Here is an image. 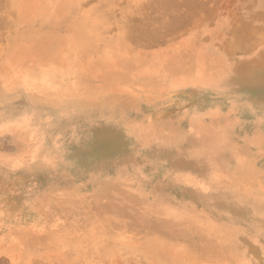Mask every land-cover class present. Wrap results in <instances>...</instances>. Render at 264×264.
Returning a JSON list of instances; mask_svg holds the SVG:
<instances>
[{
  "label": "rangeland",
  "instance_id": "374dc122",
  "mask_svg": "<svg viewBox=\"0 0 264 264\" xmlns=\"http://www.w3.org/2000/svg\"><path fill=\"white\" fill-rule=\"evenodd\" d=\"M188 1L79 0L66 24L35 33L30 23L0 26L3 62L31 48H39L41 59L57 58L62 38L94 30L90 56H113L116 39L143 24L147 35L134 29L120 54L149 67H122L120 74L131 75L125 83L111 74L78 76L82 89L67 97L54 86L33 95L0 82V264H264V0ZM35 20L45 22L42 10ZM21 56L26 66H39ZM250 75L244 89L239 79ZM192 108L204 127L227 132L218 154L229 159L228 171L218 173L216 184L235 202L201 197L194 171H181L175 159L149 160L131 143L121 153L108 150L118 138L143 137L182 146L176 159L187 161L196 152L186 121ZM24 118L36 133L12 131ZM84 129L111 135L96 158L119 161L118 172L72 171L59 152L84 142Z\"/></svg>",
  "mask_w": 264,
  "mask_h": 264
},
{
  "label": "bare ground",
  "instance_id": "6f19581e",
  "mask_svg": "<svg viewBox=\"0 0 264 264\" xmlns=\"http://www.w3.org/2000/svg\"><path fill=\"white\" fill-rule=\"evenodd\" d=\"M145 3H147V4H145L144 7L147 6L149 9L146 8V10L149 12L150 8H151L149 6H151V5H149V3L147 1ZM154 3L156 4V2H154ZM160 3H161V1L159 2V4ZM190 3L193 4V1L192 2L190 1ZM78 4H79V0H0V26L3 27L4 29H12L13 27L20 25L22 23H30L31 24L30 29H31L32 33H35L36 31H39V29H41L42 27H46V26L51 27L53 25L56 26V25H60V24H66L70 19V13H73L76 10ZM121 4H122V1H121ZM143 4H144V2H143ZM143 4L140 3V5H143ZM151 4L155 6V4H153L152 2H151ZM184 4H185V2H184ZM98 5H97V7H98ZM159 6H161L162 9L164 8L163 3H161ZM179 6H181V5H179ZM141 7H143V6H141ZM141 7L139 8V11L140 10L142 11ZM156 7H158V6H156ZM154 9H156V8L154 7ZM173 9H175V8H173ZM192 9H193V7H192ZM39 10H42L44 13V16L46 17V20L43 23L39 22L38 20H35V15L38 13ZM129 10H130V8H129ZM97 12L99 13L98 10H97ZM97 12H95V13H97ZM163 12L165 13V11H163ZM177 12L178 11H176V13ZM115 13H117V12H115ZM160 14H163L162 10H161ZM101 15L104 16L105 14L103 12H102V14L101 13L98 14V16L102 17ZM146 15H147V12H146ZM129 16H131V15H129ZM147 16H149V20H150L151 19L150 15H147ZM140 18L141 17H139L137 19H140ZM154 19L152 18V20H154ZM143 20H145V19H143ZM155 20L158 21L157 18ZM173 21L171 23H173ZM159 22H161V21H159ZM162 22H164V21H162ZM177 23H178L177 21H174L173 24H177ZM43 24H44V26H43ZM132 24H131V26H132ZM146 24H148V23H146ZM159 24L161 26L162 23H159ZM167 24L165 21V24L163 23V27H164V25H166V28H167V26L169 27V24L168 25ZM126 25H128V24H126ZM148 26L149 25H147V27ZM152 26H154V25H152ZM174 26L173 27L170 26V27L172 29H174L175 28ZM123 27H125V26H123ZM136 28H138L139 30L143 29V31H140L141 33H143L146 30L145 25L143 27V24H137V26L129 27L128 29H126V31L124 33L122 32L123 35H121L120 37H118L116 39L117 45L112 46L115 48L113 56H109L106 54H101V55L94 57V58H92L90 56V52H89L90 46L92 45L93 41L95 40V38L97 36L95 30L93 32H90V33L77 31V33H75V34H72L70 36H65L64 38H62L61 42L55 44V50L58 53L57 58H43V59H41L40 56H38L39 48H31V50L21 54L23 56H21V55L20 56H21V58L23 57L24 59H26L27 57H33L32 61L39 64V66L37 68L26 66L24 63L19 62L20 56H18V55L13 56V57H11V58L3 61V62L0 61L1 62L0 63V82L8 90H12L14 88H21V89L25 90L26 92L31 93L33 95H40L41 90H43L49 86H54L56 88H59L58 92L62 91V92H59L57 94L58 97L59 96L67 97L68 95L71 96L72 94H74V91L82 89L81 85H84V83L82 81L78 82L76 80V77L82 76L84 74L95 75L97 77H107V76L110 77V74H111L110 78L118 79V80L122 81L123 83L129 82L131 79V75L129 72H124V74H122V73L120 74L118 72L122 67L127 68V70H130V72L134 68L135 69L138 68V69L146 72V71H148V68H149L148 66L147 67L146 66H143V67L137 66L136 64H134V62H127V60L124 59L122 54H120L121 48H124L123 41L125 39L130 40V38H132L134 36V29H136ZM149 28L150 27H148V29ZM158 28H155V29H158ZM152 29H153V27H152ZM153 30H150V31L152 32ZM135 33L137 34L138 32H135ZM153 33L149 34V36L151 37L152 34H153L152 37L157 36V35H155L154 31H153ZM138 34L141 35L140 33H138ZM144 34H146V32H144ZM248 34H250V33H248ZM248 34H247V37H248ZM240 37H243V36H240ZM53 45H54V43L49 44L50 47H52ZM251 76L252 75L245 76L244 78L239 79V81L243 84L244 89L246 87L247 81L251 80ZM204 77H206V76H204ZM208 77L210 78L211 76H208ZM191 78H193V77H190L189 80L192 81L195 77L193 79H191ZM200 79H202V78H200ZM210 79H212V78H210ZM197 80H199V79H197ZM187 83H185V84H187ZM209 84H211V83H209ZM238 84L240 85V83H238ZM181 85H183V84H181ZM121 86L123 88H125L124 84H122ZM213 86H214V84H213ZM213 86H212V88L215 87V86L214 87ZM122 87L120 89H122ZM246 89H247V87H246ZM210 109L212 112L213 111L216 112L215 109H213V108H210ZM25 121H26V118H24V120H23L24 123L22 122L23 125H21V126L18 125L19 128H24V130L23 129L19 130V128L17 126H14L13 127L14 129L12 128V131H14L15 133L20 134L22 136L27 135V134L36 133L35 128L30 126V124L26 123ZM186 121L188 122V124H190V127H191V135H190L191 137L190 138L193 141L192 144H193L195 151H196L195 154L190 159H188L187 161H181L179 159H176L177 158L176 155L181 153L182 146L170 147L168 144H166L164 141H161V140H153L151 142H148L143 137L136 138V139H133L130 141L127 140V142H124L122 140V138L120 139L117 137L118 138V144L113 146V147H109L108 150L110 152L113 151L114 153H119L121 150V147L123 146L122 144H125L124 145V147H125L127 145V143L128 144L131 143L133 146L139 147L143 151L144 155L149 160L158 161V160L162 159V160H165L166 162L169 163V161L171 162V160L175 159V161L173 160V163L181 171L187 172L190 168L194 171L195 178L197 180V183L194 187L196 188V191L198 192V194L201 197H203L204 199L206 197V199L208 198L210 202H216V203H219L220 205L221 204L226 205L228 203L235 202L236 199L234 198V195H232L231 192H227V191H224L225 189L222 190V189L218 188V186L216 184L218 181V176H219L218 173H220L222 171H223V173H224V171H228L227 168H228V160L229 159H227L226 155H220L219 156V154H218V151L220 149V145L225 143V138L227 135L226 130L224 131V129H223L224 127L223 128L221 127L220 129H212V130L209 127L208 128L204 127L201 123V120L199 119V111L197 109H194V108L189 110L188 117L186 118ZM84 133L86 134V138H87L84 142L66 143L64 145V148H65L64 151L59 152V154L66 156V158L68 160L67 163L72 166V171L82 174L81 176H83V177L84 176L95 177V176H100V175L114 174V173L118 172L119 168H120L119 161H112V160L109 161L108 160L105 163H102L100 161H97V158H96L99 151L101 150L102 146L103 145L105 146L106 141L110 138L111 135L109 136L108 134H105V132L92 133V132H89L88 130H85V129H84ZM147 135H148V132H146L145 136L148 137ZM40 138H41V142H42V137H40ZM43 140H45V139L43 138ZM46 142L47 143L49 142V145H52V144H54L55 140L54 139L52 141L48 140ZM38 144H36L32 149H36ZM189 144H191V143H189ZM50 149H52V148H50ZM136 151H138V150L136 149ZM53 156H54V153L50 155V158L48 157V160H51V158ZM134 160H135V158H134ZM132 161H133V159H132ZM100 164L105 165V168L100 167ZM155 166H157V165H155ZM238 167L239 166H237L236 169L240 170V168H238ZM151 173H149V174H151ZM179 174H177V175L179 176ZM174 177H176V176H174ZM145 178H147V177L145 176ZM127 179H128V177H127ZM178 180H181V178ZM141 181H145V179L141 178ZM182 185H183V182H182ZM200 185H203L204 187L202 188V187H200ZM140 186H142V185H140ZM189 188H191V187H189ZM205 189H207V190H205ZM206 201H208V200H206ZM262 211L264 212V207H262ZM233 212H236V211H233ZM230 214H232V212H230Z\"/></svg>",
  "mask_w": 264,
  "mask_h": 264
},
{
  "label": "snow or ice",
  "instance_id": "6c2138e0",
  "mask_svg": "<svg viewBox=\"0 0 264 264\" xmlns=\"http://www.w3.org/2000/svg\"><path fill=\"white\" fill-rule=\"evenodd\" d=\"M200 187H202V188H203L204 186H203V185H200ZM205 190H207V189H205Z\"/></svg>",
  "mask_w": 264,
  "mask_h": 264
}]
</instances>
